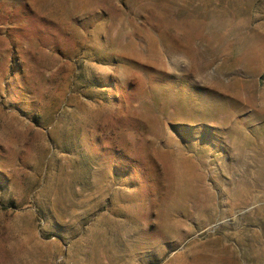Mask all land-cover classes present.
<instances>
[{
	"label": "rangeland",
	"instance_id": "1",
	"mask_svg": "<svg viewBox=\"0 0 264 264\" xmlns=\"http://www.w3.org/2000/svg\"><path fill=\"white\" fill-rule=\"evenodd\" d=\"M0 264H264V0H0Z\"/></svg>",
	"mask_w": 264,
	"mask_h": 264
}]
</instances>
